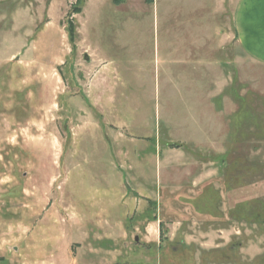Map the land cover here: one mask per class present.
Instances as JSON below:
<instances>
[{"label":"rangeland","instance_id":"obj_1","mask_svg":"<svg viewBox=\"0 0 264 264\" xmlns=\"http://www.w3.org/2000/svg\"><path fill=\"white\" fill-rule=\"evenodd\" d=\"M237 2L0 0V264H264Z\"/></svg>","mask_w":264,"mask_h":264},{"label":"crops","instance_id":"obj_2","mask_svg":"<svg viewBox=\"0 0 264 264\" xmlns=\"http://www.w3.org/2000/svg\"><path fill=\"white\" fill-rule=\"evenodd\" d=\"M233 29L235 44L242 53L252 63L264 65V0H238L233 12ZM216 48L224 49L222 39Z\"/></svg>","mask_w":264,"mask_h":264},{"label":"trees","instance_id":"obj_3","mask_svg":"<svg viewBox=\"0 0 264 264\" xmlns=\"http://www.w3.org/2000/svg\"><path fill=\"white\" fill-rule=\"evenodd\" d=\"M147 2H151V0H146ZM78 2V0H76ZM113 4L118 5L122 2V0H112ZM80 13V8L79 7H72L70 11L68 12L66 18H67V34L70 43L72 44V49H74V24L73 20L71 19V16L73 14H79Z\"/></svg>","mask_w":264,"mask_h":264}]
</instances>
